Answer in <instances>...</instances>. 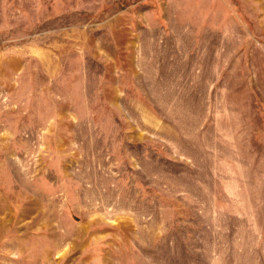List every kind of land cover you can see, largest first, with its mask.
I'll use <instances>...</instances> for the list:
<instances>
[{
  "label": "rangeland",
  "instance_id": "374dc122",
  "mask_svg": "<svg viewBox=\"0 0 264 264\" xmlns=\"http://www.w3.org/2000/svg\"><path fill=\"white\" fill-rule=\"evenodd\" d=\"M0 264H264V0H0Z\"/></svg>",
  "mask_w": 264,
  "mask_h": 264
}]
</instances>
